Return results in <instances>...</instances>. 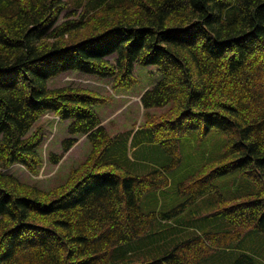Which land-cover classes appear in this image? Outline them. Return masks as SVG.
<instances>
[{
  "label": "trees",
  "instance_id": "trees-1",
  "mask_svg": "<svg viewBox=\"0 0 264 264\" xmlns=\"http://www.w3.org/2000/svg\"><path fill=\"white\" fill-rule=\"evenodd\" d=\"M137 65L155 66L159 77L139 94L143 116L125 141L126 160L139 159L128 157L130 141L136 151L162 146L173 160L130 170L105 159L117 134L95 109L104 94L50 82L77 72L133 94ZM47 113L68 121L70 134L51 163L82 136L91 148L44 187L9 168L39 173L45 132L34 127ZM212 128L228 137L222 154L179 182L181 204L145 212L144 195L170 187L182 139ZM231 173L244 191L234 188L216 211L233 228L193 226L185 237L177 225L165 252L127 250ZM150 240L147 251L165 242ZM0 264H264V0H0Z\"/></svg>",
  "mask_w": 264,
  "mask_h": 264
},
{
  "label": "rangeland",
  "instance_id": "rangeland-1",
  "mask_svg": "<svg viewBox=\"0 0 264 264\" xmlns=\"http://www.w3.org/2000/svg\"><path fill=\"white\" fill-rule=\"evenodd\" d=\"M71 1V0H70ZM112 58L113 57H109ZM156 67L137 65L135 68V74L139 81L133 89V94H120L112 90L111 81L100 80L98 77L85 75L77 72H67L63 75L52 79L51 85H69L71 82L79 83L81 86H85L91 89L101 91L107 98L104 102L95 105V109L99 112L100 116L105 118L104 123L108 125L111 133L117 134V140L107 149L105 152L106 160H114L123 164L130 170H139L141 168H152L155 164L168 165L172 162L173 156L168 153L162 146L160 148H140L136 151V147H132L131 141L128 143V157L131 160L135 159L136 162L126 160L125 146L126 139L129 137L131 130L137 124L139 125L142 120L144 106L141 101V95L146 87H149V82H154L159 77V72H153ZM138 92V94H137ZM141 93V95H139ZM169 107H155L151 111L155 113H161L167 110ZM44 129V141L41 146L42 152L45 157L44 165L40 168L38 174H32L23 163H16L9 168L15 172L22 180L37 183L41 186L48 187L56 185L62 182L66 174L70 171L71 167L77 165L83 161L90 151L91 145L86 140V136L80 137L79 141L68 150L62 160L57 164L50 162V153H63V141L66 137L70 136L68 132V121H61L57 117L51 114L44 115L35 125ZM140 135H144L146 127L141 130ZM198 136L201 137L196 140L193 135L190 138H184L181 141V162L172 171H169V175L172 179L171 185L168 188L160 189L158 191H150L144 195L141 207L145 212L152 210H162L167 212L177 205L181 204L186 196L178 191L179 182L186 179V177L198 170L199 163L211 158H218L227 144L228 137L221 130L212 128L207 133L202 134L198 132ZM140 141V140H139ZM134 141V145L139 142ZM144 158V159H141ZM128 159V158H127ZM240 179H236V173L226 174L216 180L218 188L204 195L198 202L188 205L185 213L182 217H178L180 213L171 214L170 219H175L174 224L180 226L185 233L193 230V226H197L200 230H206L210 227L213 229L226 230L233 228V225L228 223L222 216L216 211L220 205H222L223 198L231 196L234 188L239 187L244 191V187L238 185ZM211 216L212 220L205 222L203 218ZM164 224L162 221L155 223L154 229L159 230ZM196 227V228H197ZM153 229V230H154ZM183 234V233H182ZM173 236L171 229L164 228L154 236L144 238L141 240L139 246L138 243L132 242L126 244L127 250L141 252H135L136 255H144L150 258L153 254L165 252L169 246L175 242L170 239ZM254 237L253 234L250 235ZM152 238H160L164 243L161 245L147 246L150 250L147 251L146 245L152 241ZM148 239V240H147ZM155 240V239H153Z\"/></svg>",
  "mask_w": 264,
  "mask_h": 264
},
{
  "label": "crops",
  "instance_id": "crops-1",
  "mask_svg": "<svg viewBox=\"0 0 264 264\" xmlns=\"http://www.w3.org/2000/svg\"><path fill=\"white\" fill-rule=\"evenodd\" d=\"M183 215H185V213L179 215L178 217L180 218V217H182ZM174 221H175V219H172V220H169V221L165 222L166 224H169V225H163L159 230L161 231V230L164 229V228H169V229H171V231H173V228H175V229L178 228V227H176L177 225L174 224ZM154 230H155V229H154Z\"/></svg>",
  "mask_w": 264,
  "mask_h": 264
}]
</instances>
